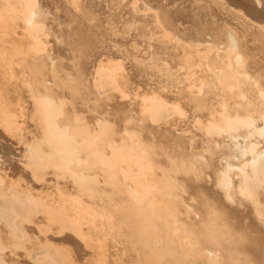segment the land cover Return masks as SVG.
Returning a JSON list of instances; mask_svg holds the SVG:
<instances>
[{"label": "bare ground", "instance_id": "bare-ground-1", "mask_svg": "<svg viewBox=\"0 0 264 264\" xmlns=\"http://www.w3.org/2000/svg\"><path fill=\"white\" fill-rule=\"evenodd\" d=\"M259 47L264 0H0V264H264Z\"/></svg>", "mask_w": 264, "mask_h": 264}, {"label": "rangeland", "instance_id": "rangeland-1", "mask_svg": "<svg viewBox=\"0 0 264 264\" xmlns=\"http://www.w3.org/2000/svg\"><path fill=\"white\" fill-rule=\"evenodd\" d=\"M236 18H237V17L234 18V20H236V22H241V21L243 20V19H240V20L238 21L239 18H237V19H236ZM243 21H244V20H243ZM243 21H242V24H241V25H243L242 27H243V28L245 27V28H244V30H243V32H242V29H243V28L241 27V34L246 38V40H247V38L249 37V38H248V41H249V42H248V41H247V42H248V44H251L250 46L256 45V44H254V42H255L256 40H255L254 38H252V40H251V36H252L251 34H253V31H252V30H254V27H252V25H251L250 23H248V22H246V21L243 22ZM245 23H246V24H245ZM246 26H247V27H246ZM250 27H251V29H250L251 31L249 30ZM245 29H246V32H247V33H246V32L244 33ZM247 30H248V31H247ZM249 31H250V32H249ZM249 33H250V34H249ZM252 37H254V36H252ZM253 39H254V41H253ZM252 43H253V45H252ZM258 50H260V53H258V55L256 56L257 58H255V61H254L253 65L256 66V67H258V69H262V70H264V66H263L264 64H262V63H264L263 60L261 59V60H262V61H261L262 63H260V60H259V62L257 61V59H258L259 57L264 59V48H262V50H261V47H259ZM258 50L256 49V51H258ZM259 55H260V56H259ZM262 55H263V57H262ZM260 58H259V59H260ZM256 62H258V64H256ZM259 64H262V65H261L262 67H261ZM257 65H259V66H257ZM256 69H257V68H256Z\"/></svg>", "mask_w": 264, "mask_h": 264}]
</instances>
